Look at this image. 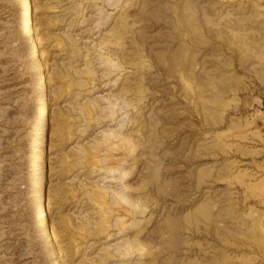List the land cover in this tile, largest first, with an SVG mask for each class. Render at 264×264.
Returning a JSON list of instances; mask_svg holds the SVG:
<instances>
[{
  "label": "rangeland",
  "instance_id": "rangeland-1",
  "mask_svg": "<svg viewBox=\"0 0 264 264\" xmlns=\"http://www.w3.org/2000/svg\"><path fill=\"white\" fill-rule=\"evenodd\" d=\"M0 264H264V0H0Z\"/></svg>",
  "mask_w": 264,
  "mask_h": 264
},
{
  "label": "bare ground",
  "instance_id": "bare-ground-1",
  "mask_svg": "<svg viewBox=\"0 0 264 264\" xmlns=\"http://www.w3.org/2000/svg\"><path fill=\"white\" fill-rule=\"evenodd\" d=\"M23 4H24V6H26V3H25V2H24ZM28 6H29V5H28Z\"/></svg>",
  "mask_w": 264,
  "mask_h": 264
}]
</instances>
